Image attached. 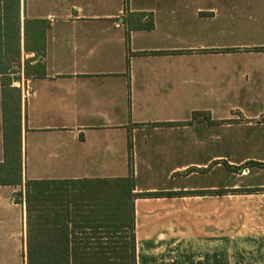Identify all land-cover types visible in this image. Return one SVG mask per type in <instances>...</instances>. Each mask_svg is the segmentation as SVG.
I'll use <instances>...</instances> for the list:
<instances>
[{"label": "crops", "instance_id": "crops-1", "mask_svg": "<svg viewBox=\"0 0 264 264\" xmlns=\"http://www.w3.org/2000/svg\"><path fill=\"white\" fill-rule=\"evenodd\" d=\"M18 13L21 61L41 58L45 75L12 82L21 182L0 183V264H26V180L129 173L148 192L133 198L135 264H264V190H236L264 188L245 182L264 156L237 155L264 146V111L244 107L264 110V0H19ZM249 161L258 163L233 170ZM53 199L75 225L70 245L105 231L88 225L98 204L85 202L108 198Z\"/></svg>", "mask_w": 264, "mask_h": 264}, {"label": "trees", "instance_id": "trees-1", "mask_svg": "<svg viewBox=\"0 0 264 264\" xmlns=\"http://www.w3.org/2000/svg\"><path fill=\"white\" fill-rule=\"evenodd\" d=\"M18 3L19 0H0V85L4 150V161L0 163V183L8 184L21 182V90L13 86L12 82L20 78V72L25 77L45 75L41 58L33 56L21 61ZM152 26V23L143 25L145 28ZM251 163L258 162L249 161L234 169L240 170ZM258 164L264 166V163ZM134 190L135 181L131 173L114 178L26 180L25 201L29 214L26 264H135L133 198L148 192ZM254 190L264 188L248 189ZM69 193L87 196L97 194L108 198L97 202L86 200L85 203L98 204V215L95 218L88 216V225L94 226L91 221H96V225L103 226L105 231L81 238L84 242L82 247L69 244L76 239L71 233L75 225L70 228L65 223L69 212L63 209L57 212L49 206L62 203L53 199L55 194ZM32 203L39 211L35 218L38 233L35 234L30 227ZM48 214L52 216L49 219ZM101 236L105 244L88 246L90 237L96 240Z\"/></svg>", "mask_w": 264, "mask_h": 264}, {"label": "rangeland", "instance_id": "rangeland-1", "mask_svg": "<svg viewBox=\"0 0 264 264\" xmlns=\"http://www.w3.org/2000/svg\"><path fill=\"white\" fill-rule=\"evenodd\" d=\"M244 107L246 109H248V110H245L248 113H259V112L264 111L263 110V106H244ZM235 112H237V111H235ZM250 131L251 130L249 129L247 131V133H251ZM215 133L218 135L219 134V129H216L215 130ZM262 133L264 135V131H262ZM231 137H232L233 140H236L237 139L235 137L234 132H232ZM246 137H247V139H250V140L252 139L251 134L246 135ZM215 142L218 144V137L216 138ZM232 145L234 146V143H232ZM218 148H219V145H217V149ZM222 154L227 155V157H229V158L236 157V155H234L233 153L227 152V151L226 152H222ZM237 155H242L243 157H248V158H255V157H259V156H264V146L262 147V149H258L256 151L253 150L252 147H245V148H242V153L237 154ZM27 158L28 159H27V167H26V170H27V173L30 175L35 170H33L32 166H31V154H30L29 151H28ZM233 170H235V169H233ZM252 170L253 171H250L248 173V176L245 177V182H247L248 184H250L251 182L257 183V182H260V181H264V169H262L261 167H258V168L252 169ZM36 171H38L41 174L43 173L44 175L52 174V173H56L58 175V174H63L65 172L64 169H58V170L39 169V170H36ZM238 179L239 178H236L235 176H233V180H238ZM236 190L237 191H248L247 188L246 189H244V188H238Z\"/></svg>", "mask_w": 264, "mask_h": 264}]
</instances>
